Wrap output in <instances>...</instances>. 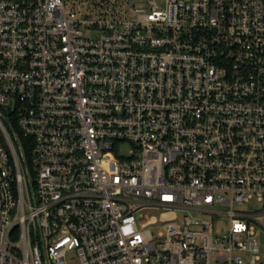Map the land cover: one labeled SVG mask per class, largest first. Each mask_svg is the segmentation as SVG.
<instances>
[{
    "label": "built area",
    "instance_id": "built-area-1",
    "mask_svg": "<svg viewBox=\"0 0 264 264\" xmlns=\"http://www.w3.org/2000/svg\"><path fill=\"white\" fill-rule=\"evenodd\" d=\"M255 224L264 0H0V264H264Z\"/></svg>",
    "mask_w": 264,
    "mask_h": 264
},
{
    "label": "rangeland",
    "instance_id": "rangeland-1",
    "mask_svg": "<svg viewBox=\"0 0 264 264\" xmlns=\"http://www.w3.org/2000/svg\"><path fill=\"white\" fill-rule=\"evenodd\" d=\"M263 207L262 202L257 200L255 197L251 198L248 202H242L235 205L236 209L244 210V211H256ZM144 215H147L148 217L155 216L158 218L159 210L157 209H145L143 211ZM263 220V218L261 217ZM227 220L222 219L217 223V233L221 234L223 231V227L226 225ZM153 231L156 230L155 228L152 229ZM257 243L260 246L261 253H264V230L258 225H254V237H253Z\"/></svg>",
    "mask_w": 264,
    "mask_h": 264
},
{
    "label": "trees",
    "instance_id": "trees-1",
    "mask_svg": "<svg viewBox=\"0 0 264 264\" xmlns=\"http://www.w3.org/2000/svg\"><path fill=\"white\" fill-rule=\"evenodd\" d=\"M20 136H21V137H20L21 140H23V142H24V137H23L22 135H20ZM28 141H29V139H28V140L25 139V142H24V144H25V149H24V150H25V153H26L27 155H28V147H27V146H28Z\"/></svg>",
    "mask_w": 264,
    "mask_h": 264
}]
</instances>
